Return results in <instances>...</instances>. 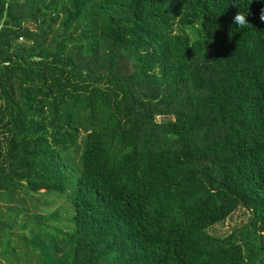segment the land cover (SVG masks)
<instances>
[{"label":"trees","instance_id":"trees-1","mask_svg":"<svg viewBox=\"0 0 264 264\" xmlns=\"http://www.w3.org/2000/svg\"><path fill=\"white\" fill-rule=\"evenodd\" d=\"M261 11L0 0V191L76 176L54 264H264ZM239 207L248 228L209 233Z\"/></svg>","mask_w":264,"mask_h":264},{"label":"rangeland","instance_id":"rangeland-1","mask_svg":"<svg viewBox=\"0 0 264 264\" xmlns=\"http://www.w3.org/2000/svg\"><path fill=\"white\" fill-rule=\"evenodd\" d=\"M19 42L27 43L25 39ZM28 45H31L29 41ZM157 121L161 118L157 117ZM75 180V174L71 173L63 193L45 189L40 192L0 191V264H54V258L65 251L72 253L69 194ZM249 224L250 212L239 207L208 231L224 237L236 231L240 233ZM57 248L62 250L56 254Z\"/></svg>","mask_w":264,"mask_h":264},{"label":"clouds","instance_id":"clouds-1","mask_svg":"<svg viewBox=\"0 0 264 264\" xmlns=\"http://www.w3.org/2000/svg\"><path fill=\"white\" fill-rule=\"evenodd\" d=\"M259 18L262 22H264V11H261ZM234 22L241 26H244L247 23L245 17L239 13L234 17Z\"/></svg>","mask_w":264,"mask_h":264}]
</instances>
